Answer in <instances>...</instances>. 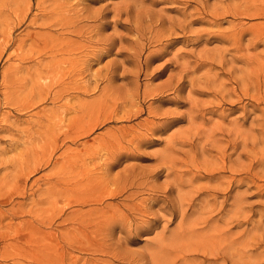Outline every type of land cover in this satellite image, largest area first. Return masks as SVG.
I'll use <instances>...</instances> for the list:
<instances>
[{
	"label": "rangeland",
	"instance_id": "1",
	"mask_svg": "<svg viewBox=\"0 0 264 264\" xmlns=\"http://www.w3.org/2000/svg\"><path fill=\"white\" fill-rule=\"evenodd\" d=\"M0 264H264V0H0Z\"/></svg>",
	"mask_w": 264,
	"mask_h": 264
},
{
	"label": "bare ground",
	"instance_id": "2",
	"mask_svg": "<svg viewBox=\"0 0 264 264\" xmlns=\"http://www.w3.org/2000/svg\"><path fill=\"white\" fill-rule=\"evenodd\" d=\"M236 40V39H235ZM221 54V53H220ZM223 80V79H222ZM210 81V80H209ZM216 92V91H215ZM223 95V94H222ZM156 245V244H155Z\"/></svg>",
	"mask_w": 264,
	"mask_h": 264
}]
</instances>
